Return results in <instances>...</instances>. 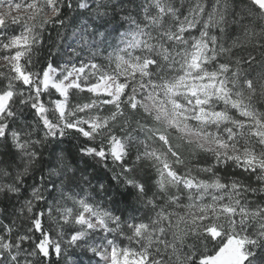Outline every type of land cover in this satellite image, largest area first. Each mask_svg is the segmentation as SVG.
<instances>
[{"label":"snow or ice","instance_id":"6c2138e0","mask_svg":"<svg viewBox=\"0 0 264 264\" xmlns=\"http://www.w3.org/2000/svg\"><path fill=\"white\" fill-rule=\"evenodd\" d=\"M257 105L264 0H0V264H264Z\"/></svg>","mask_w":264,"mask_h":264},{"label":"trees","instance_id":"16d2710c","mask_svg":"<svg viewBox=\"0 0 264 264\" xmlns=\"http://www.w3.org/2000/svg\"><path fill=\"white\" fill-rule=\"evenodd\" d=\"M210 2V0H209ZM72 42V29L71 27H69L68 31L65 32V44L67 43H71ZM258 108H260L261 111H264V107H261L260 105H257ZM47 158V157H45ZM7 182V181H5ZM11 211V209L9 210ZM213 246L211 244H209V248H212Z\"/></svg>","mask_w":264,"mask_h":264},{"label":"rangeland","instance_id":"374dc122","mask_svg":"<svg viewBox=\"0 0 264 264\" xmlns=\"http://www.w3.org/2000/svg\"><path fill=\"white\" fill-rule=\"evenodd\" d=\"M250 199H251V197H250ZM70 259H75V257L71 256V253H70Z\"/></svg>","mask_w":264,"mask_h":264}]
</instances>
